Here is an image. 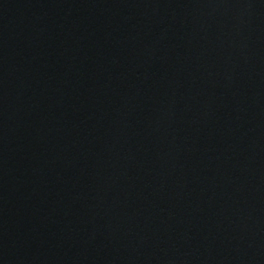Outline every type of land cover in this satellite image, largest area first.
Segmentation results:
<instances>
[{"label":"water","instance_id":"water-1","mask_svg":"<svg viewBox=\"0 0 264 264\" xmlns=\"http://www.w3.org/2000/svg\"><path fill=\"white\" fill-rule=\"evenodd\" d=\"M0 264H264V0H0Z\"/></svg>","mask_w":264,"mask_h":264}]
</instances>
